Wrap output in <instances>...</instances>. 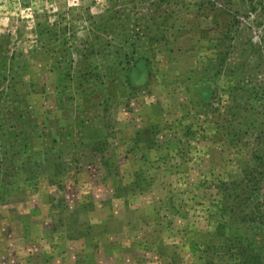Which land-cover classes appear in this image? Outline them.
Segmentation results:
<instances>
[{
    "label": "rangeland",
    "instance_id": "1",
    "mask_svg": "<svg viewBox=\"0 0 264 264\" xmlns=\"http://www.w3.org/2000/svg\"><path fill=\"white\" fill-rule=\"evenodd\" d=\"M200 2L0 0V264H205L264 158V0Z\"/></svg>",
    "mask_w": 264,
    "mask_h": 264
},
{
    "label": "trees",
    "instance_id": "2",
    "mask_svg": "<svg viewBox=\"0 0 264 264\" xmlns=\"http://www.w3.org/2000/svg\"><path fill=\"white\" fill-rule=\"evenodd\" d=\"M203 1L199 8L203 7ZM205 5L203 8L227 12L215 0H206ZM246 51L242 50L240 56H246ZM218 56L226 58L224 53ZM260 136L256 137L259 146ZM249 164L236 179L219 178L214 185L219 198H215L209 210L212 216L208 217L214 219L210 221L211 231L207 232L206 241L197 245L201 253L208 250L204 253L205 264H264V158L253 155Z\"/></svg>",
    "mask_w": 264,
    "mask_h": 264
}]
</instances>
